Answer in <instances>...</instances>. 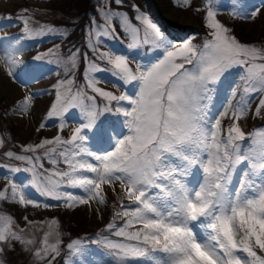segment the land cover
<instances>
[{
    "label": "snow or ice",
    "instance_id": "1",
    "mask_svg": "<svg viewBox=\"0 0 264 264\" xmlns=\"http://www.w3.org/2000/svg\"><path fill=\"white\" fill-rule=\"evenodd\" d=\"M129 6L131 15L125 0L103 2L87 29L90 51L68 50L66 60L55 61L65 65L62 78L50 89L30 91L12 110L33 111V98L51 92L54 99L37 131L58 121L59 128L50 139L22 145L0 132V161L11 162H0V175L8 180L0 187V200L37 208L92 202L107 207L110 189L118 200L112 219L95 238L66 244L80 257L73 264H98L89 258L93 244L108 250L110 264H264V43L238 39L218 18L214 0L180 5L201 16L207 35L199 43L195 37L174 43L139 5ZM242 7L243 0H233V18L264 16V0L251 12ZM23 11L21 32L0 35V58L8 78L27 88L52 71L45 57L53 49L16 71L13 61L25 40L66 37L57 27L36 31L28 10ZM120 32L130 41L123 45L125 52L103 51L110 42L121 44ZM140 46L150 50L151 58L133 66L128 50ZM78 55L87 62L86 83L73 91ZM100 73L110 76L106 82L117 89L131 87L132 94L99 87ZM100 103L104 113L123 117L127 134L96 122ZM65 113L78 121L68 137L62 135ZM225 119L231 121L227 127ZM248 119L261 123L245 132L241 121ZM106 141L113 146L104 147ZM20 172L31 173L26 185L14 182ZM194 173L192 186L188 178ZM24 220L33 223L27 216ZM21 231L13 217L0 215V254L16 243H35L28 249L33 257L53 264L63 240L49 244L45 233L38 242L26 241ZM0 264H5L2 258Z\"/></svg>",
    "mask_w": 264,
    "mask_h": 264
},
{
    "label": "rangeland",
    "instance_id": "2",
    "mask_svg": "<svg viewBox=\"0 0 264 264\" xmlns=\"http://www.w3.org/2000/svg\"><path fill=\"white\" fill-rule=\"evenodd\" d=\"M68 0H0V10H3L6 13L4 17L9 14L12 15L13 20L9 21L4 19V17H0V33L2 35L11 36L13 34L19 33L22 30V23L18 18L24 16L25 9L28 10L27 17L33 21L34 23H30V27H34L36 31H39L40 28H50L57 27L61 33L65 34L66 38L63 39H48L46 42L40 43L32 40H25L24 48L22 47L17 51L14 63H17L15 70L19 71L21 67H23L24 62H31L32 58L35 57L38 53H45L48 49H53V53L45 57L46 61H51L52 63L49 65L52 67V71L47 73L42 79L36 80L34 83L30 84L27 88L22 86L19 83H13L8 76L6 75V62L0 58V100L2 105V117L0 121L2 122V128L0 132L6 138H10L14 145H22V144H35L44 138H52L57 134L59 128V121L52 126L45 127L44 129L37 131V127L40 123L45 120L46 113L49 110L50 103L53 101L54 96L50 92L49 95H42L39 97H34L31 102L33 106V111L26 112L23 115L19 113L13 112L12 110L17 106V103L21 101L22 97L28 95L30 91H40L44 88H51V85L55 84L58 79H61L65 73V65L59 64L57 65L55 61L57 59L66 60L68 56V50L72 49L73 44L67 45L65 53L61 51V49H55L54 46L65 44L67 40L71 38V32L69 29L62 26L61 24L52 23L54 20L63 19V13L61 10L63 6L66 4ZM168 4L171 8L177 10L180 15L183 16L184 20L189 22L190 24L180 27L177 24H173L165 18L163 13L160 10L159 4L157 0H129L132 4H137L140 6L141 10L148 14L147 8L152 7L155 11V20L152 19L162 31L166 33L169 39L173 40L174 43H181L185 38L195 37L196 40H202L207 35V29L202 22L201 16L197 15L195 12L191 10H185L180 7L183 0H167ZM103 2L106 0H95V8L101 6ZM196 4H200L201 0H195ZM260 0H243V7L240 9L241 11L251 12L253 10V6L259 5ZM214 3L217 5L218 18L226 24L230 29H232L233 34L243 42H254L256 44L264 43V16H259L255 20H242L233 18V0H214ZM131 9V8H130ZM149 16V14H148ZM150 17V16H149ZM11 25V26H9ZM243 28V29H242ZM87 29L85 30L84 36V45L87 43ZM119 31V29H118ZM121 44L119 41L110 42L111 45L104 47L103 51H111L112 47L119 48V52L117 54H121L125 52V48L123 45H127L130 41L124 36L123 32L119 33ZM34 45V46H33ZM76 47V46H75ZM89 50V49H88ZM90 51V50H89ZM129 52V60L130 63L134 66L136 63H147L148 60L144 59L147 56L149 59L151 58V52L144 46H140L139 50H128ZM133 56H137L139 58L134 59ZM154 62V61H153ZM101 67L105 66V62H99ZM85 67L83 69V77L84 70L87 67V62L85 61ZM74 73V72H73ZM104 77V79L100 80L98 83L99 87H103L109 90H118L119 92H127L128 94H132L131 87L129 88H119L114 83H109L106 81H110L112 78L108 76L106 73H100ZM233 79L238 80V76L234 73ZM73 91L77 88L74 87ZM223 89L228 87V84L225 83L221 86ZM255 105H253L254 107ZM104 105L103 103L98 104V111H100V115L97 117V123L101 120L105 121V123L112 125L113 127H117V131L122 136L127 134V130L123 127V117L117 116L115 112L112 113H104L102 111ZM71 111V110H70ZM79 112V109H76ZM68 114L65 113V127L62 131V135L64 137H68L70 135V129L78 126V121L68 119ZM231 121L225 119L224 125L227 127ZM260 120L248 119L241 121V127L248 132L250 129L255 128L258 124H260ZM259 139V137H257ZM104 147L113 146L111 141H106L103 145ZM4 164H10V161L2 160ZM19 167L23 168L25 165L22 162H16ZM45 167H51V165L45 163ZM2 171V170H0ZM31 177V173L20 172L14 174V182L17 184H27L28 180ZM189 183L192 186H195L197 181V174L194 173L193 176L189 177ZM8 180L0 175V187L6 184ZM35 195V193H33ZM39 198V197H37ZM107 207L102 205H98L95 202H92L91 206L89 205H76L74 207H49L44 208L43 206L39 207L40 211L45 213V216L42 219L34 218L33 214L30 216L27 213H22L19 210H15L14 214L9 210L13 207L15 208H23V206L15 203L11 200L5 202L0 200V215H10L14 218L18 225L20 226L21 236L23 240L38 242L44 238V234H48V243L55 244L58 239H62L65 236V233L61 230L59 220L57 218L58 214H66V218L69 216L75 215L82 219L87 220V227H89L88 233H83L80 235H76L73 233L67 234V243L75 238H84L85 236H90L95 238V234L99 233L101 229L112 219V214L115 210L114 205H118L117 197L108 190L107 193ZM64 208L65 212L61 209ZM97 209H100V213L97 212ZM58 210H61V213H58ZM53 211V216L47 215V212ZM33 213V212H32ZM27 216L29 221L33 223H26L24 217ZM55 219L58 223H52V220ZM91 229V230H90ZM64 243L60 245V253L56 255L53 264H73L74 261H79L80 257L77 253L68 250L66 248V244ZM36 246L35 243L22 245L21 243H16L14 247H7L3 254H0V258H2L5 264H47V260L37 261L32 252L28 249L34 248ZM62 246L64 249L62 250ZM107 249L103 245H91L89 258L92 261L98 262V264H110L111 258L107 255ZM61 256V258H60Z\"/></svg>",
    "mask_w": 264,
    "mask_h": 264
},
{
    "label": "trees",
    "instance_id": "3",
    "mask_svg": "<svg viewBox=\"0 0 264 264\" xmlns=\"http://www.w3.org/2000/svg\"><path fill=\"white\" fill-rule=\"evenodd\" d=\"M125 7L130 12L131 15V9L129 6V0H125ZM62 9H65V11L61 10L63 13V19L61 20H53L52 23L54 24H61L62 26L69 29V32H71V38L66 41L65 44H62L61 51L65 53L67 45L73 44L76 47L80 49L81 52L89 51L85 45H84V36H85V30L86 27L89 26L90 20L93 18V16L96 15L97 9L95 8V0H68L66 4L63 6ZM147 12L151 19L155 20V11L152 7L147 8ZM8 14V12H4L3 10H0V17H4L5 14ZM3 33H0L2 35ZM196 40V39H195ZM200 40L195 41L194 43H199ZM85 61H81L79 58V55L77 57V68L73 73L74 77V87L75 88H84L85 86V79L83 77V69L85 67ZM87 91V89H85ZM2 105L0 100V119L2 117ZM0 121V130L2 128ZM61 209V208H60ZM13 214L15 210H19L22 213H27L28 215H34V218L42 219L45 216V213L40 211V208L33 207V206H27L23 208H15L13 207L12 210L9 209ZM63 212H65L64 208L61 209ZM61 210H58V213H61ZM33 212V213H32ZM47 215L53 216V211L47 212ZM57 218L59 220L60 228L65 233V236L62 237V240L64 243H67V234L73 233L76 235H80L83 233L89 232V227H87V220L82 219L78 216L72 215L69 216V218H66V214H58ZM91 230V229H90ZM64 247L62 246V250ZM61 258V256H60Z\"/></svg>",
    "mask_w": 264,
    "mask_h": 264
},
{
    "label": "bare ground",
    "instance_id": "4",
    "mask_svg": "<svg viewBox=\"0 0 264 264\" xmlns=\"http://www.w3.org/2000/svg\"><path fill=\"white\" fill-rule=\"evenodd\" d=\"M157 2L159 4L161 12L165 16V18L170 20L171 23L177 24L180 27L190 24L189 22L184 20L183 16L180 15L177 10L169 6L170 3L168 4L167 0H157Z\"/></svg>",
    "mask_w": 264,
    "mask_h": 264
}]
</instances>
